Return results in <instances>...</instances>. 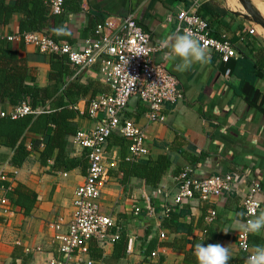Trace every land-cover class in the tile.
<instances>
[{"label": "crops", "instance_id": "crops-1", "mask_svg": "<svg viewBox=\"0 0 264 264\" xmlns=\"http://www.w3.org/2000/svg\"><path fill=\"white\" fill-rule=\"evenodd\" d=\"M46 1L48 4L51 0ZM182 10L205 17L215 36L226 37L234 44L238 57L225 64L217 53L208 50L206 64L197 63L187 72L178 73L174 71V63L165 58L166 50L156 52V63L178 78L185 100L178 105L165 106V123L149 121L148 107L137 97L132 98L123 117L134 119L144 129L151 150V155L144 160L165 157L170 165L159 184L153 185L141 172L143 160L128 161L131 141L116 133L111 136L107 157L115 161L116 166L102 184L101 209L125 226L123 233L127 239L104 249L93 243L89 257L96 263L146 264V257L159 249L158 264H197L193 252L194 245L200 242L205 246L215 243L228 246L232 256L229 264H245L249 256L239 250L240 231L235 230V221L244 220V216L240 218L236 214L244 213L243 198L252 181L262 186L261 209H264V38L251 18L239 7H230L229 0H64V11L59 15L63 21L59 35L80 48L87 40L97 38L98 27L108 19L119 22L133 16L151 35L153 46L158 47L161 39L176 32V16ZM168 16L173 17L171 23L167 21ZM22 19V15H15L9 24L1 27L9 35H18ZM15 44L19 62L29 76L26 85L55 86L56 81L51 77L54 73L52 57L24 42ZM62 59L59 97L66 106L79 112L74 120L79 131L95 130L101 118H90V101L101 94L112 93L101 80L100 64L79 73L65 57H59V61ZM72 87L73 94L67 95L66 88ZM51 104L50 101L46 108ZM11 110L13 107L0 99V112ZM27 138L29 141L38 136ZM67 142L69 157L85 155L76 135H69ZM13 156L12 148L0 146V168L8 174L12 187L22 184L38 198L28 215L17 206H0V264H43L60 259L54 241L56 230L51 226L60 224L62 231L67 230L75 212V192L85 181L88 164L69 172L51 173L49 167L42 166L39 151L32 152L22 167L11 164ZM124 159L137 164L135 168L140 173L123 176ZM188 167L194 168L199 177L224 176L232 170L249 171V179L230 195L212 197L208 201L199 198L186 201L177 211L184 212L178 218V224L183 226L178 231L166 227L164 221L160 226L157 219L162 222L165 216L164 204L173 206L178 195L175 178ZM159 189H163V194H158ZM149 204L155 205L157 218L146 214L145 207ZM137 205L143 207L142 216L134 218L133 210ZM212 211L214 219H210ZM225 229L230 231L225 233ZM164 231L168 237L162 241L160 234ZM151 244L155 245L152 250L149 249ZM255 245H264V231L251 235L250 253Z\"/></svg>", "mask_w": 264, "mask_h": 264}, {"label": "built area", "instance_id": "built-area-1", "mask_svg": "<svg viewBox=\"0 0 264 264\" xmlns=\"http://www.w3.org/2000/svg\"><path fill=\"white\" fill-rule=\"evenodd\" d=\"M50 14L60 15L64 11V0H51L47 4ZM176 32L188 29L196 33L205 43L208 50L218 54L221 61L228 64L238 57L234 44L226 37L217 38L209 21L198 13L182 10L177 16ZM168 22L173 21L168 16ZM254 32V31H253ZM0 40L9 42H24L42 54L54 57H66L79 73L92 69L100 64L101 80L108 85L112 93L101 94L91 103L89 115L91 119H100V126L95 130L79 131L77 142L84 148L88 157V171L84 183L76 190L72 221L66 231L60 224H53L56 230L54 241L61 254L60 259H52L43 264H99L91 259V245L95 243L104 249L115 244L125 231V226L110 215H105L101 209L102 184L109 179L110 172L115 168V161L107 157L109 139L113 134L131 141L128 161L139 162L151 155L147 146L145 132L134 119L124 118L130 101L137 97L148 107L147 118L151 122L165 123L167 115L164 108L168 104L178 105L185 100V94L180 81L158 65L155 54L160 46H153L151 35L145 31L133 16L121 19L119 22L108 19L97 29V38L87 40L80 48L69 43L57 42L45 32L32 31L24 34L9 35L0 26ZM139 52V56H135ZM230 70L227 71L229 75ZM129 74V75H128ZM47 108L39 106L32 108L28 101L13 108L10 112H0V117L6 115L14 119L26 115L45 113ZM249 171L232 170L223 175L199 177L194 168L188 167L175 179L178 185V195L174 205H165V215L177 212L186 201L199 198L208 201L212 197L230 195L235 188L248 181ZM9 182L8 174L0 168V206H10L6 196L11 190L2 186ZM163 189L158 194H163ZM262 186L252 181L243 198L244 220L253 218L262 207ZM147 215L157 218L156 207L149 204L145 207ZM251 210V211H250ZM143 207L135 206L134 218L142 216ZM215 218L212 211L210 219ZM158 225L160 220L157 219ZM161 226V225H160ZM251 233L239 232L237 244L242 253L250 254ZM168 237L167 232L160 234L162 241ZM161 252H152L146 257V264H158ZM87 256L88 259H84ZM32 264H39L33 262Z\"/></svg>", "mask_w": 264, "mask_h": 264}, {"label": "trees", "instance_id": "trees-1", "mask_svg": "<svg viewBox=\"0 0 264 264\" xmlns=\"http://www.w3.org/2000/svg\"><path fill=\"white\" fill-rule=\"evenodd\" d=\"M46 2V0H0V26L9 24L15 15H22L20 34L41 31L57 42L70 43L69 40L59 35L63 21L59 15L49 13ZM201 17L203 16L201 15ZM51 57L54 70L51 77L55 79L56 85L46 88L29 87L25 83L29 77L27 69L19 62L15 42L0 40V99L2 102L7 101L13 108H16L28 101L34 109L39 106L46 107L50 101L52 102L45 113L38 116L26 115L17 119L10 115L0 117V146L14 150L11 164L15 167H22L32 152L39 151L42 166L49 167L51 173L69 172L79 167H86L88 157L86 153L81 158H72L66 154L67 137L73 134L77 135L79 132L74 122L79 112L75 108L70 109L62 101V97H59V90L62 87V83L59 86V69L63 68L64 59L59 61V57ZM66 60L68 59L66 58ZM73 92V87L65 90L67 95L73 94ZM95 98L90 101V105ZM29 135H36L38 138L28 141L27 136ZM123 144L125 145L124 142ZM143 161L140 162L141 164L139 163L144 167L141 172L146 175L151 184L157 186L170 165L169 161L165 157ZM135 165L137 164L129 163L124 159L122 163L123 176L126 173H140L136 170ZM1 185L6 188L11 187V190L7 192L11 206L20 207L26 215L35 208L38 196L34 191L22 184L12 187L11 183L2 182ZM183 213L171 212L165 215L162 222L160 220V225L164 221L166 227L178 231L183 227L178 224V218ZM126 239V234L123 233L118 241L123 242ZM125 243L127 244V242ZM153 244H151L150 250L154 249L155 245Z\"/></svg>", "mask_w": 264, "mask_h": 264}, {"label": "clouds", "instance_id": "clouds-1", "mask_svg": "<svg viewBox=\"0 0 264 264\" xmlns=\"http://www.w3.org/2000/svg\"><path fill=\"white\" fill-rule=\"evenodd\" d=\"M159 46L161 50H166L165 58L174 63V71L178 73L187 72L194 64L203 65L209 60V52L205 43L196 33L188 29L164 37L159 41ZM139 55L140 53L137 52L135 56ZM244 215V213L236 214L240 218ZM235 224L236 231L259 234L264 231V209H260L251 219H237ZM229 231V229L223 230L225 233ZM193 254L197 264H229L232 258L230 248L219 243L206 246L202 242L196 243ZM245 264H264V245H255Z\"/></svg>", "mask_w": 264, "mask_h": 264}, {"label": "rangeland", "instance_id": "rangeland-1", "mask_svg": "<svg viewBox=\"0 0 264 264\" xmlns=\"http://www.w3.org/2000/svg\"><path fill=\"white\" fill-rule=\"evenodd\" d=\"M250 1L252 2V5L257 10V12H259V14L264 17V0H250ZM229 6L232 7L233 9L239 7V10L241 12H243L244 14H246V16L248 18H251L250 15H249V13L243 7V5L240 3L239 0L238 1L237 0H229ZM250 20H251V22H253L254 24H256L252 18ZM256 26H257L259 32L261 33L262 38H264V29L261 28V26H259L258 24H256Z\"/></svg>", "mask_w": 264, "mask_h": 264}, {"label": "water", "instance_id": "water-1", "mask_svg": "<svg viewBox=\"0 0 264 264\" xmlns=\"http://www.w3.org/2000/svg\"><path fill=\"white\" fill-rule=\"evenodd\" d=\"M243 7L247 10L250 17L254 20L256 24L261 26L264 29V17L257 12V10L253 7L252 2L250 0H239Z\"/></svg>", "mask_w": 264, "mask_h": 264}]
</instances>
